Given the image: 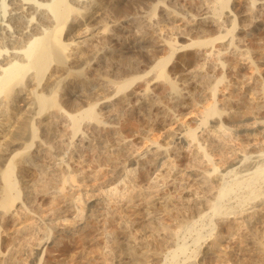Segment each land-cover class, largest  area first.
Segmentation results:
<instances>
[{
  "label": "bare ground",
  "instance_id": "obj_1",
  "mask_svg": "<svg viewBox=\"0 0 264 264\" xmlns=\"http://www.w3.org/2000/svg\"><path fill=\"white\" fill-rule=\"evenodd\" d=\"M171 2L0 0V264H264V0Z\"/></svg>",
  "mask_w": 264,
  "mask_h": 264
},
{
  "label": "rangeland",
  "instance_id": "obj_2",
  "mask_svg": "<svg viewBox=\"0 0 264 264\" xmlns=\"http://www.w3.org/2000/svg\"><path fill=\"white\" fill-rule=\"evenodd\" d=\"M173 1V0H172ZM190 1H192V0H177V3H176V0H175V2H171L170 4V6L175 10V11H181V9L184 7V5L186 6V4L187 5H189V3H190V5H193V3H194V0L192 1V2H190ZM181 2V3H180ZM189 2V3H188ZM237 3V2H236ZM179 7H180V9H179ZM111 14H109V13H107L106 15H105V17H107V19L106 20H109V19H111ZM105 20V21H106ZM105 21H104V23H105ZM165 22L166 23H168V24H165ZM104 24L103 23V21H101V22H99V24ZM123 24V25H122ZM161 25H167V28H169L170 26H172V23L170 22V21H164V22H162V23H160ZM121 26H118L117 27V29H116V31H117V35H119V37H121L120 38V41L125 45V46H128L129 47V45H131L132 44V42H133V40H134V38L133 37H135V34H136V29H133V27H131L130 25H126L125 23H121L120 24ZM258 25L257 24H255V27H257ZM127 27V28H126ZM166 27V26H165ZM254 27V28H255ZM253 28V29H254ZM111 29V28H110ZM134 30V31H133ZM129 37V38H128ZM131 37V38H130ZM128 38V39H127ZM124 40V41H123ZM101 46H104V45H101V44H99V48L101 47ZM128 50L126 49V50H124V55L125 54H127V53H129V51L127 52ZM130 55H132L134 58H137V54H136V52L134 53V52H130L129 53ZM139 60L141 61V63H143V64H146V65H148L149 63H148V60H147V58L145 57V56H141V57H139ZM102 64V65H101ZM83 65H81L80 67H82ZM95 66V69H97L98 70V72L97 73H101V74H105V73H107V66L105 65V63H100L99 65L98 64H96V65H94ZM97 66V67H96ZM101 66V67H100ZM103 67V68H102ZM263 67V68H262ZM261 73L263 74L264 73V65H262L261 66ZM92 74H93V72H91V73H86L85 75L87 76V77H91L92 76ZM264 75V74H263ZM259 82V81H258ZM74 85V86H73ZM70 87V89H68L69 87ZM79 86V85H78ZM78 86L76 85V84H74V83H72V84H68L67 86H63V87H65V88H61L60 89V93L61 94H63V95H65V93L67 94V95H69V94H71L70 96H72V93H74L75 91L77 92V91H79V90H81L80 88L81 87H79L78 88ZM255 86V85H254ZM66 87H68V88H66ZM72 87V88H71ZM76 87V88H75ZM79 90H78V89ZM62 90V91H61ZM66 90V91H65ZM71 92H70V91ZM74 90V91H73ZM65 91V92H64ZM64 92V93H63ZM70 92V93H69ZM67 95H65V96H67ZM138 119V117H136V119H134V122H133V124H135V125H137L138 123H139V121L137 120ZM135 120H137V122L135 121ZM133 128V129H132ZM131 128V134L134 136V134H135V136L134 137H136V136H142L141 134H145V135H148L149 133V135H151V132L150 131H144L143 133H142V131H143V129H141V127H132ZM136 131H139V132H136ZM141 131V132H140ZM134 133V134H133ZM141 133V134H140ZM138 134V135H137ZM157 134V133H156ZM132 136V137H133ZM140 146V144H139V142H133V146H132V148H135V147H137L138 148V145ZM135 145H137V146H135ZM136 149V148H135ZM174 192V193H173ZM172 192V196H173V198H175L176 197V195H177V193L175 192V191H173ZM175 194V195H174ZM181 215H182V213L184 214V216H182V217H184V218H186L187 220H189V217H190V214H188L187 215V213H189V211H187V209H183V208H181ZM183 211V212H182ZM186 211V212H185ZM185 212V213H184ZM186 216V217H185ZM146 223H148L147 225H150V226H145L146 225ZM143 223H140V225H139V228L141 229H143V228H145L146 227V229L148 230V229H150L151 227H153L154 225L151 223V222H145L144 221V226L142 225ZM138 229V228H137ZM145 229V230H146ZM139 230V229H138ZM144 230V229H143ZM187 242H188V244H189V239H187ZM72 244V241H67V245H71ZM72 246H73V244H72ZM72 246H70V248H69V250H71V251H69V254H70V252H73L72 251V248H73V250H74V246L72 247Z\"/></svg>",
  "mask_w": 264,
  "mask_h": 264
}]
</instances>
